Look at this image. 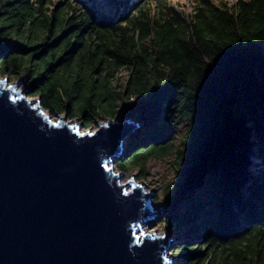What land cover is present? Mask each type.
Returning a JSON list of instances; mask_svg holds the SVG:
<instances>
[{
  "label": "trees",
  "instance_id": "16d2710c",
  "mask_svg": "<svg viewBox=\"0 0 264 264\" xmlns=\"http://www.w3.org/2000/svg\"><path fill=\"white\" fill-rule=\"evenodd\" d=\"M169 2L0 0V74L87 127L139 122L115 163L140 177L188 117L161 199L175 264H264V0H193L188 16Z\"/></svg>",
  "mask_w": 264,
  "mask_h": 264
},
{
  "label": "water",
  "instance_id": "95a60500",
  "mask_svg": "<svg viewBox=\"0 0 264 264\" xmlns=\"http://www.w3.org/2000/svg\"><path fill=\"white\" fill-rule=\"evenodd\" d=\"M20 81L0 78V264H172L169 230L142 229L167 210L113 168L139 122L81 130L69 108L53 119Z\"/></svg>",
  "mask_w": 264,
  "mask_h": 264
},
{
  "label": "rangeland",
  "instance_id": "374dc122",
  "mask_svg": "<svg viewBox=\"0 0 264 264\" xmlns=\"http://www.w3.org/2000/svg\"><path fill=\"white\" fill-rule=\"evenodd\" d=\"M213 1L218 4L224 3L227 5H231L236 0H213ZM169 3L178 11H181V13L185 16L192 14L194 11L193 0H170ZM120 75L124 78L126 76V72L123 71L120 73ZM3 77H9L10 83H16L20 78L21 81L19 82L17 89L21 88L22 89L21 91L23 93H26L27 82L23 77L17 76L15 78H11L10 76L0 74V78ZM26 95L29 99H33V100L40 98L38 95H30L29 91H27ZM63 113L64 112L62 113L53 112L51 113V115L53 119H57L58 114H63ZM115 119L118 121H122L123 118L120 116H116L112 118V120ZM171 119L173 125L171 132L169 134L170 138L173 141V149L171 150V152L162 157L150 158L146 163V167L144 171L145 174L143 177H140L139 172L137 170H132L126 172L124 171V175L121 179V182H126L133 174L135 182L141 184L146 191L153 192L151 196L152 209L161 207V211L167 210L166 212L156 214L152 216L151 219H148L143 224L142 229L145 230L146 232H151L155 230L156 234H161L164 230L165 231L169 230L168 237L172 240V242L168 243L170 245V249L168 250L167 253L168 256L172 255L171 249L173 247V244L177 241V237L176 234L173 233V231L169 228V226L166 223L160 222L162 218L166 216V214L170 209L167 206V203L163 202L161 199L165 194L172 195L174 193L175 182L178 180L177 172L182 166L179 159V152L181 150L184 151L186 149L183 141L186 140L187 138L188 126H189V118L184 115L177 116L176 114L173 117H171ZM68 120H70V122L72 123L83 125L81 130H87L88 128L96 129L99 123L107 120V117L102 116L96 119L99 123L95 121L89 127L85 126L81 116H76L73 118L69 117ZM130 132L127 134L126 138L124 139V143L122 147L123 149L125 147ZM122 151L117 156H119L122 153ZM183 155L185 154L183 153L180 156ZM113 168L115 171H120L115 162L113 164ZM171 258H172V264H175V258L174 257Z\"/></svg>",
  "mask_w": 264,
  "mask_h": 264
}]
</instances>
